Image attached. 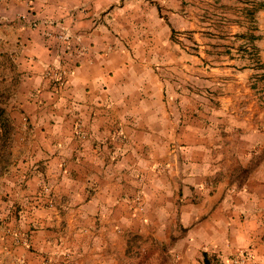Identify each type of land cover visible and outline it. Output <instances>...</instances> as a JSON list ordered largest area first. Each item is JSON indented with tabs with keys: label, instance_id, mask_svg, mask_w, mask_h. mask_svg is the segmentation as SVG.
Instances as JSON below:
<instances>
[{
	"label": "crops",
	"instance_id": "0c3cea01",
	"mask_svg": "<svg viewBox=\"0 0 264 264\" xmlns=\"http://www.w3.org/2000/svg\"><path fill=\"white\" fill-rule=\"evenodd\" d=\"M0 111V264H264V0H0Z\"/></svg>",
	"mask_w": 264,
	"mask_h": 264
},
{
	"label": "rangeland",
	"instance_id": "374dc122",
	"mask_svg": "<svg viewBox=\"0 0 264 264\" xmlns=\"http://www.w3.org/2000/svg\"><path fill=\"white\" fill-rule=\"evenodd\" d=\"M20 25H22L25 20V18L20 17ZM41 20H47V21H53L50 19H41ZM30 20L27 21V24ZM59 67V66H57ZM0 118L2 119L3 122V147H2V151L1 154L4 157V161L8 162L9 160V155L8 153H10V149L12 148V145L10 143V141L12 140V136L14 135V129L11 126L10 123V118L7 117L6 112L1 113L0 112ZM7 130L6 135H4L5 131ZM1 170V169H0ZM10 232V233H9ZM8 233L14 238L15 240V244L17 245H27L28 244V236L17 231V230H13V231H9ZM8 234V235H9ZM139 248H137V245L132 247V254L134 256V252L135 253H140L142 255L143 260H141V264H167V258L164 257L163 259H161L160 257V251H162V248H159V250L157 249L156 245L152 242H144L142 243V241H138ZM157 254H159V257L157 256ZM139 259H127L125 258V260L123 261L122 264H138Z\"/></svg>",
	"mask_w": 264,
	"mask_h": 264
},
{
	"label": "built area",
	"instance_id": "2783aa9c",
	"mask_svg": "<svg viewBox=\"0 0 264 264\" xmlns=\"http://www.w3.org/2000/svg\"><path fill=\"white\" fill-rule=\"evenodd\" d=\"M47 25H52L55 26L56 23L53 21H47V20H38V19H31L28 22V26L30 28H38L40 26H47ZM20 25H16L18 28ZM60 33L58 35V39L61 40L64 44V47L66 48V53L68 54L69 57L74 56L76 53H78L77 47H74L73 45V40H76L75 33L73 31H70L68 29H63L61 28ZM46 77L50 79V82L53 83V85L56 88L62 87L63 85L66 84L67 82V75H68V70L63 69L62 67H50L47 69L45 73ZM25 120V119H24ZM141 198H136V208L141 210ZM238 260H234L233 264H238Z\"/></svg>",
	"mask_w": 264,
	"mask_h": 264
},
{
	"label": "trees",
	"instance_id": "16d2710c",
	"mask_svg": "<svg viewBox=\"0 0 264 264\" xmlns=\"http://www.w3.org/2000/svg\"><path fill=\"white\" fill-rule=\"evenodd\" d=\"M1 113H4L3 111H0ZM6 133H7V130L5 131V133H4V135H6ZM138 241H140V238L138 237V236H133L132 238H131V240H130V244H128V249H127V251H126V258L129 260H131V259H139V261H138V264H141L142 262H141V260H143V258H142V255L140 254V253H135L134 252V256H133V254H132V247L133 246H135V245H137V248H139V243H138ZM130 264V263H129ZM204 264H210V261H209V259L207 258V256L206 255H204Z\"/></svg>",
	"mask_w": 264,
	"mask_h": 264
}]
</instances>
